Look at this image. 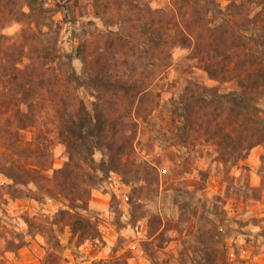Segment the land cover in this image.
<instances>
[{
	"label": "trees",
	"instance_id": "1",
	"mask_svg": "<svg viewBox=\"0 0 264 264\" xmlns=\"http://www.w3.org/2000/svg\"><path fill=\"white\" fill-rule=\"evenodd\" d=\"M102 1L92 5L104 28L81 37L74 51L62 52L46 0H0V23L20 25L15 38L0 27V177L8 180L0 184V206L6 196L61 199L65 207L51 223L68 225L79 242L100 239L97 221L88 214L89 198L111 174L131 186L128 203L134 209L139 193L152 186L156 168L137 158L134 141L139 118L146 121L151 112L139 114L151 76L168 65L170 47L189 49L210 79L233 81L237 88L220 91L188 79L169 100L159 138L188 149L199 141L208 144L213 160L226 170L255 146L264 149V0H226L225 6L216 0H175L169 11L145 5L137 29H127L132 8L111 20L107 5L99 9ZM75 59L81 61L80 71ZM136 62L142 66L137 75ZM50 120L66 154L56 169L45 129ZM28 128L35 135L25 140L21 131ZM260 160L263 165L264 153ZM208 176L200 171L195 190ZM25 223L28 231L52 241L48 220L26 217Z\"/></svg>",
	"mask_w": 264,
	"mask_h": 264
},
{
	"label": "rangeland",
	"instance_id": "2",
	"mask_svg": "<svg viewBox=\"0 0 264 264\" xmlns=\"http://www.w3.org/2000/svg\"><path fill=\"white\" fill-rule=\"evenodd\" d=\"M216 1L221 6L227 3ZM46 2L52 9L62 52L74 51L81 37L89 36L95 28H104L92 0ZM174 2L103 0L99 9L107 5L106 16L116 20L118 14L132 8L127 29H137L146 16L145 5L154 11H169ZM0 27L3 34L13 38L20 30L14 21L0 23ZM168 52V65L155 69L149 95L139 113L151 109L146 121L139 118L135 153L139 160L156 168L152 186L139 193V207L134 209L128 203L131 186L120 175L111 174L91 190L89 198L88 214L97 221L100 239L79 242L68 225L51 223L53 214L65 207L63 200L47 196L40 202L6 196V203L0 206V264H264L263 147L255 146L237 166L226 170L213 160L208 144L199 141L188 149L170 146L159 138L158 128L164 124L169 100L182 91L188 79L217 86L220 91L236 89V83L210 79L187 48L170 47ZM73 64L81 70L79 59ZM131 64L124 69L127 73ZM136 65L137 75L142 66L140 62ZM81 94L90 105L89 95L84 90ZM261 107L264 117V101ZM45 129L51 143L52 168H60L66 160L64 148L51 120ZM21 135L31 139L35 130H22ZM201 170L209 176L204 187L195 190ZM46 173L51 175L52 170ZM7 182L0 177V184ZM26 217L48 220L52 241L48 243L46 237L28 231Z\"/></svg>",
	"mask_w": 264,
	"mask_h": 264
}]
</instances>
